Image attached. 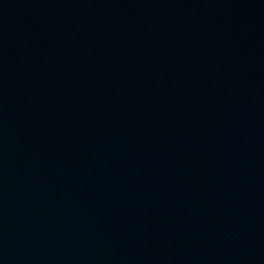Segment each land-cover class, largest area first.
<instances>
[{
    "label": "water",
    "instance_id": "1",
    "mask_svg": "<svg viewBox=\"0 0 264 264\" xmlns=\"http://www.w3.org/2000/svg\"><path fill=\"white\" fill-rule=\"evenodd\" d=\"M0 264H264V0H0Z\"/></svg>",
    "mask_w": 264,
    "mask_h": 264
}]
</instances>
